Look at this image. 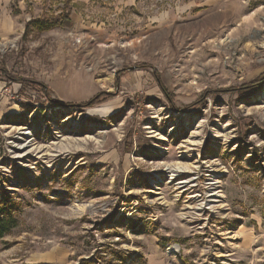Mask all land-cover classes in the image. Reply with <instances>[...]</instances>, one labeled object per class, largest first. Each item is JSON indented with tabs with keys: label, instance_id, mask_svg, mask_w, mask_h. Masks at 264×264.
<instances>
[{
	"label": "rangeland",
	"instance_id": "rangeland-1",
	"mask_svg": "<svg viewBox=\"0 0 264 264\" xmlns=\"http://www.w3.org/2000/svg\"><path fill=\"white\" fill-rule=\"evenodd\" d=\"M186 1L0 0V264H264V0Z\"/></svg>",
	"mask_w": 264,
	"mask_h": 264
},
{
	"label": "trees",
	"instance_id": "trees-1",
	"mask_svg": "<svg viewBox=\"0 0 264 264\" xmlns=\"http://www.w3.org/2000/svg\"><path fill=\"white\" fill-rule=\"evenodd\" d=\"M36 27L38 30L44 31L51 28H63V29H71L73 27V21L70 16V12L62 8V10L53 16L50 17H39L37 19L29 20L24 28L23 36H27L30 28ZM126 70H122L117 73V76L125 74ZM264 84V78L251 83L249 86L241 87L236 92H242L246 88H253V87H260ZM38 85L41 91L47 96V88L44 85ZM161 86V85H160ZM163 93L167 94L164 88L161 87ZM236 90V89H235ZM111 96L110 93L101 92L94 97H92L89 101L79 104L78 106L74 105H62L56 101H52V104L61 107H79V108H87L91 107L94 104L102 101L104 97ZM19 203H17L13 197L7 194L5 191L0 189V245L2 244L4 238L11 233L17 227V218L15 216L16 212L18 211Z\"/></svg>",
	"mask_w": 264,
	"mask_h": 264
},
{
	"label": "crops",
	"instance_id": "crops-1",
	"mask_svg": "<svg viewBox=\"0 0 264 264\" xmlns=\"http://www.w3.org/2000/svg\"><path fill=\"white\" fill-rule=\"evenodd\" d=\"M235 1H238V0H187L186 3L189 5V7L211 8L213 6L215 7V5L217 6L218 3H221V2H235ZM5 24L8 26V22H6Z\"/></svg>",
	"mask_w": 264,
	"mask_h": 264
},
{
	"label": "built area",
	"instance_id": "built-area-1",
	"mask_svg": "<svg viewBox=\"0 0 264 264\" xmlns=\"http://www.w3.org/2000/svg\"><path fill=\"white\" fill-rule=\"evenodd\" d=\"M76 41H77V40H76ZM76 41H75V42H76ZM77 43H78V41H77Z\"/></svg>",
	"mask_w": 264,
	"mask_h": 264
},
{
	"label": "water",
	"instance_id": "water-1",
	"mask_svg": "<svg viewBox=\"0 0 264 264\" xmlns=\"http://www.w3.org/2000/svg\"><path fill=\"white\" fill-rule=\"evenodd\" d=\"M78 106V105H77Z\"/></svg>",
	"mask_w": 264,
	"mask_h": 264
}]
</instances>
